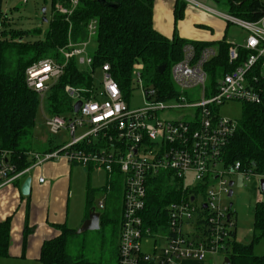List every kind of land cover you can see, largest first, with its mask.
Segmentation results:
<instances>
[{"label":"built area","instance_id":"2783aa9c","mask_svg":"<svg viewBox=\"0 0 264 264\" xmlns=\"http://www.w3.org/2000/svg\"><path fill=\"white\" fill-rule=\"evenodd\" d=\"M194 3L246 31L244 43L227 42L229 64L239 60L241 48L248 51L240 65L216 79L205 94L208 75L204 65L216 55L217 49L206 46L197 55L193 44L187 42L182 48L181 59L172 65L170 74L181 89L201 86L204 92L201 99L187 102L181 97L182 102L167 103L166 100L176 98L177 93L173 89L160 96L156 87L145 86L142 63H137L132 71V83L142 89L144 105L131 109L109 73L108 63H104L100 67L102 76L98 86L85 90L65 87L74 102L82 101L76 114L71 111L68 116L67 113L48 114L45 111V125L50 132L57 133L66 128L73 136L72 141L57 151L30 153L34 164L61 156L75 164L102 165L109 175L121 174L118 264H213L211 261L218 256H221V264H226L227 243L235 230L229 205L221 200L223 195L228 196L231 188L228 176L234 173L245 178L255 176L257 182L264 178V152L259 167L255 164L245 167L239 161L224 164V148L235 134L238 120L218 112L219 106L228 101L258 103L260 100L258 91L247 79V73L259 61L264 66V12L258 19L248 20ZM77 4L78 0H70V6L58 4L57 10L70 15ZM97 28L96 18L87 20L85 39L69 41L60 48L65 59L63 63L42 58L26 68V85L38 93L41 103L51 84L62 75L69 58L75 57L78 65L91 67L92 56L86 52V46L89 37L96 35ZM82 91L88 92V96L81 95ZM180 108L194 110L188 118H157L160 110ZM86 124L88 130L75 136L76 128ZM81 144L88 148L79 147ZM5 155H0V178L8 182L20 173L4 160ZM220 163L222 168H218ZM165 172L181 182L182 193L179 200L165 206L166 226L154 232L143 219L147 183ZM187 180L191 181L190 185L185 184ZM198 188L205 190V199L200 205L195 204ZM99 206L103 207V201ZM158 239L166 242L159 254L156 253ZM144 240L151 243L149 251L143 250Z\"/></svg>","mask_w":264,"mask_h":264},{"label":"trees","instance_id":"16d2710c","mask_svg":"<svg viewBox=\"0 0 264 264\" xmlns=\"http://www.w3.org/2000/svg\"><path fill=\"white\" fill-rule=\"evenodd\" d=\"M119 2L116 8L105 7L97 0H78L70 15L58 12L57 5L70 6V0H52V16L44 38L24 40L27 33H39V28L22 30L11 27L10 22L0 13V155L6 153L4 160L19 173L32 164L29 154L34 136L39 95L26 85L25 70L32 63L42 58H53L64 62L60 48L69 41L79 42L86 37L85 23L90 18L98 22L97 48L92 56L91 67L79 69L75 57L68 59L62 75L51 84L43 102L48 114H62L72 111L74 98L66 91L67 85L78 89H91L94 86L93 71L108 63L109 73L117 82L125 99L133 82L132 71L137 63H142V75H147L160 96L173 90L169 81V71L182 57L184 44L190 42L197 55L206 46L217 49L215 56L204 65V69L214 83L216 79L240 65L248 55L241 48L240 57L234 64H229L227 42L190 41L177 35L168 38L158 32L152 24L154 0H112ZM186 2L176 0L174 21L183 17ZM230 10L238 17L256 20L264 12V2L259 0L232 1ZM165 64L164 72L159 73L160 65ZM249 83L255 88L260 100L258 103H243L242 116L238 128L224 148V164L241 162L245 167L261 165L264 152V66L259 61L247 73ZM81 95L88 96L82 91ZM165 96V95H164ZM79 147L87 149L85 144ZM54 149V148H52ZM49 151H52L49 149ZM47 152V151H46ZM45 153V152H44ZM117 173V172H116ZM118 175H112L111 194L118 187ZM171 173H161L147 183L146 204L143 211L145 224L157 231L165 227L167 218L165 206L181 198L182 184L170 185ZM167 181V182H166ZM96 189H88V210ZM118 207L111 204L100 214L99 229L94 232V239H88L89 232L77 233L76 229L58 225L60 233L43 241L38 256L43 264H118L116 239L118 235ZM112 210L114 213H112ZM27 228H24V240ZM79 237L81 249L72 254L70 247ZM264 237V200L257 201L253 209V237L249 243L235 238V230L227 243L225 255L230 264H264V255H255L253 244ZM10 243V217L0 221V258L8 256ZM88 247V248H87ZM98 247L99 251L96 250ZM201 264V263H191Z\"/></svg>","mask_w":264,"mask_h":264},{"label":"rangeland","instance_id":"374dc122","mask_svg":"<svg viewBox=\"0 0 264 264\" xmlns=\"http://www.w3.org/2000/svg\"><path fill=\"white\" fill-rule=\"evenodd\" d=\"M185 0L186 6H192L196 8L194 11V16L191 14L192 26L195 31L201 34H206V32L215 31L219 32L222 37L226 40L236 42L237 44H242L245 42L246 31L237 25L231 24L222 20L220 16L215 14V12L205 11L203 8L197 4H191ZM205 6H208L218 12L232 14L230 10L233 0H196ZM264 2V0H259ZM241 0H234V3L239 4ZM198 7H197V6ZM45 8L44 16L46 20H43L42 8ZM203 11L201 13H197ZM0 13L2 18H6L11 27L16 29H22L25 31L32 30L34 28H39L40 32L37 33H27L24 40H36L42 39L49 27L50 19L52 16V0H0ZM189 15L187 14V17ZM199 16V17H198ZM201 21H195L196 18ZM178 21V20H177ZM176 21V22H177ZM196 22V23H195ZM200 22V23H199ZM191 23V22H189ZM175 29V27H174ZM180 33V26L177 27L176 32ZM192 31V30H191ZM192 39V38H190ZM194 40V39H193ZM97 48L96 37H89L88 44L86 46V52L93 54ZM79 69L87 70L89 66L87 64H79ZM171 70V69H170ZM101 70L95 68L93 71L94 86H98L101 80ZM169 81L177 93L176 98L166 100L168 103L182 102L181 97L185 98L187 102H195L201 99L204 92H202L201 86H194L187 89H181L172 81V77L169 71ZM143 84L145 86L152 85L150 78L147 75H142ZM212 82L210 78H207L205 83V94L211 90ZM129 108L136 109L144 105V95L142 89L138 87L135 83L131 84L130 91L128 93L127 99H125ZM194 109H165L157 112V118L168 119V120H178L183 118H188L191 111ZM243 103L241 101H228L219 106L218 112L225 117L239 120L242 116ZM70 116V113H67ZM67 116V117H68ZM87 124L82 127H77L75 130V136H79L84 131L88 130ZM73 136L68 129H61L57 133H51L49 128L45 125V111L43 103H39L37 110L36 122L34 127V136L32 139L31 149L33 152L44 153L45 151L50 152L57 151L63 146H66L72 141ZM54 148V149H52ZM42 152V153H41ZM81 166V176L79 178L72 177L70 187H67L65 201L67 207V218H70L69 225H79V219L84 215V205H85V195L86 188L90 186L97 191L94 195L93 204L97 206L102 200L103 195L107 194V182L109 180V174L104 166L99 164H88ZM218 168H222V164L218 165ZM118 175V187L112 191L115 195V200L111 203L112 207H116L119 204L120 198L122 199V176L118 173H113ZM229 180L233 181L232 195H223L221 197L222 203L229 205V212L231 213L232 221L234 222L235 238L236 240L249 243L253 237V209L255 203L260 200H264V194H261L258 189V182L255 176H250V178H245L238 173H234L228 176ZM167 182V181H166ZM170 185H177L178 182L174 178H170L168 181ZM187 185L191 184L190 180H187ZM196 201L195 204L200 205L205 199V190L203 188H198L195 191ZM231 204V205H230ZM112 213L113 210H112ZM73 221V222H72ZM75 223V224H74ZM81 226V224H80ZM80 226H75L78 229ZM79 237L75 240V243L71 244L70 250L72 254H76L80 249V239ZM94 239V238H93ZM92 239V240H93ZM166 245L165 240L158 239L156 243V253L159 254ZM143 247H150L148 240L143 241ZM88 248V247H87ZM252 251L255 255H264V237H261L257 242L253 244ZM221 256L215 261H211L213 264H221ZM210 262V261H209ZM0 264H9L6 259L0 258Z\"/></svg>","mask_w":264,"mask_h":264},{"label":"crops","instance_id":"0c3cea01","mask_svg":"<svg viewBox=\"0 0 264 264\" xmlns=\"http://www.w3.org/2000/svg\"><path fill=\"white\" fill-rule=\"evenodd\" d=\"M175 2L176 0L153 1L152 24L158 32L168 38L177 35L190 41H229L222 37L219 32L215 33V31H211L206 32V34H201L193 29L196 28L195 26L191 28L192 22L194 21H192L190 16L191 14L194 16V11L196 12V8H193L192 6L185 5L183 17L175 23L173 12ZM194 2L202 4L196 0H193V2L190 3L195 5L196 3ZM200 8L202 9L203 7L200 6ZM204 9L205 8H203V10ZM205 11L209 10L205 9ZM201 12L203 11L197 13ZM187 14L189 15L188 17ZM198 17L195 21H201ZM178 26H180V33L178 31L176 32ZM29 158L32 159V164L19 172L20 174L13 180L4 182L2 178H0V221L10 217V243L8 247V256L2 258L6 259L9 264H43L38 259L43 241L53 238L60 233V227L58 225H66L68 228L76 229L75 226H80V224H82L87 218L89 212L87 207V193L88 189L91 187L87 186L84 215L79 219V223H76L79 225H73L74 227L69 225L70 218L66 217L67 211L65 212V208L67 207L65 201L66 190L68 186L70 187L72 177L79 178L81 176V166H79V164L71 163L61 156L37 164L33 163L34 159L31 154H29ZM112 175L113 174L108 175L109 180L106 188V192L108 193L103 195L101 200L103 201L102 208L99 206L101 201L97 206H94L93 204L94 195L100 190H96L92 196L91 205L95 207L96 211L100 212V214L107 210L114 200L110 190ZM27 176L31 178L30 191L28 195H23L21 192V185ZM40 178H42V181H40ZM121 207L122 199L120 198L118 207L119 219ZM25 227L27 228V234L24 240ZM97 230L88 231L89 234L87 237L89 240L95 237L94 232ZM116 241L117 251L118 235ZM150 249L151 243L150 247H143V250L145 251H149ZM96 250L99 251L98 247H96Z\"/></svg>","mask_w":264,"mask_h":264},{"label":"water","instance_id":"95a60500","mask_svg":"<svg viewBox=\"0 0 264 264\" xmlns=\"http://www.w3.org/2000/svg\"><path fill=\"white\" fill-rule=\"evenodd\" d=\"M97 2L99 4H101L102 6H105V7L116 8L119 6V2L112 1V0H97ZM44 13H45V8L43 7L42 8V14H43V20L45 21L46 18L44 16ZM165 68H166L165 64L160 65L158 68L159 73L164 72ZM81 104H82V101L80 99L76 100L73 103V106H72V109H73L72 113L73 114L77 113ZM30 181H31V178L29 176H27L24 179V181L21 185V192L23 195L29 194ZM232 185H233V181L231 180V181H229V186L232 187ZM258 187H259L260 193L264 194V178H261L258 180ZM231 195H232V189L230 188L228 196H231ZM191 200H193V197H191ZM99 220H100V212L96 211L95 207H92L90 209V211L88 212L87 218L82 222L81 226L78 229H76V232L77 233H83L86 231H92V230L99 229V227H100ZM224 262L226 264H230V260L227 256L224 257Z\"/></svg>","mask_w":264,"mask_h":264}]
</instances>
